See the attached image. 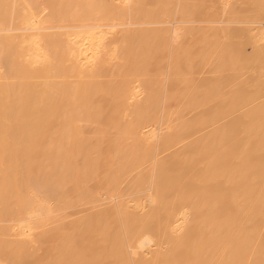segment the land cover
Instances as JSON below:
<instances>
[{"label":"bare ground","instance_id":"6f19581e","mask_svg":"<svg viewBox=\"0 0 264 264\" xmlns=\"http://www.w3.org/2000/svg\"><path fill=\"white\" fill-rule=\"evenodd\" d=\"M168 2L0 0V264H264V41Z\"/></svg>","mask_w":264,"mask_h":264},{"label":"rangeland","instance_id":"374dc122","mask_svg":"<svg viewBox=\"0 0 264 264\" xmlns=\"http://www.w3.org/2000/svg\"><path fill=\"white\" fill-rule=\"evenodd\" d=\"M147 1L149 6L156 7L157 0ZM166 7L167 9L160 11L161 13L158 15L160 16L158 19L151 21L166 20L169 22L168 24L171 27H181L182 25L184 26L197 22H221L225 18H228L232 22L231 25H234V28L235 26L237 27V30H235L236 32H234L236 35H238L237 31L239 33V28H244L245 26L247 30V27H251L250 31L248 32L251 39L248 43H245L246 41H244L245 44L244 46L242 45L247 54L251 53L254 46V41H264V0H169ZM230 10L234 12L231 15H226V12ZM143 19L150 21L145 18ZM241 35H243V33ZM246 36L248 35L246 34ZM236 37L238 38V36ZM236 37L235 41H240V39H237ZM219 44L224 43L220 42ZM243 65H240V68L236 66L235 71H237V74L239 72L243 73V70L246 72L248 66H246V68H242ZM254 68L256 67H253V69ZM250 70L252 69H249L248 71ZM213 73L214 72H212V74ZM241 74L239 75L240 77ZM257 74H259V72H256V75ZM242 76H244V74ZM252 76L253 75L251 74V77ZM257 76L259 77V75ZM237 78L239 79V77ZM237 78L236 80H238ZM258 79L259 78L256 77V81ZM259 80L260 84H264V75L261 76V79Z\"/></svg>","mask_w":264,"mask_h":264}]
</instances>
